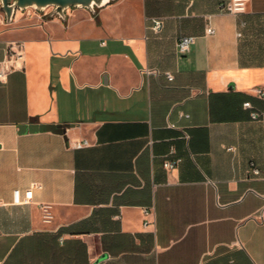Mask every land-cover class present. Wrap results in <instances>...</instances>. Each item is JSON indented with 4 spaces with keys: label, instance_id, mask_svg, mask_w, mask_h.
<instances>
[{
    "label": "crops",
    "instance_id": "0c3cea01",
    "mask_svg": "<svg viewBox=\"0 0 264 264\" xmlns=\"http://www.w3.org/2000/svg\"><path fill=\"white\" fill-rule=\"evenodd\" d=\"M227 1L0 20V59L23 48L0 81V264H264V0Z\"/></svg>",
    "mask_w": 264,
    "mask_h": 264
},
{
    "label": "built area",
    "instance_id": "2783aa9c",
    "mask_svg": "<svg viewBox=\"0 0 264 264\" xmlns=\"http://www.w3.org/2000/svg\"><path fill=\"white\" fill-rule=\"evenodd\" d=\"M191 1V0H189ZM249 2V0H228L223 6L222 8L230 13L233 14H238L241 12H244L247 6V3ZM0 20H4V15L2 13V11L0 10ZM150 21H151V29L155 32L158 33L160 32L161 28H162V24L163 21L161 18L158 17H150ZM214 29L211 26H206L204 28V33L205 34H211L213 33ZM238 35H240V33H237ZM194 40V36L193 35H181L177 41V50L180 53H184L189 49L190 44L193 42ZM22 53H23V48H22V43L20 41H9L6 44L5 47V56L0 59V81L5 80V78L7 77V74L12 71L13 69L18 67V62L19 60H21L22 58ZM167 79L171 80L172 76L170 73H166ZM255 94L264 99V87H257L255 89ZM243 107L245 108H252L251 104L249 101H244L242 103ZM259 115H261L260 112L256 111V110H251L250 111V116L251 118L255 119L257 118ZM85 141H75L74 142V146H80L81 144H84ZM180 160L179 157H176L172 160L169 159H165L163 161V166L166 168H171L173 167L178 161ZM252 172L254 174H258L259 171L256 168L252 169ZM32 197V189H27L24 192V195L21 197L20 194L18 193L17 190L14 191L13 193V202L15 204H22V203H27L29 202V200ZM47 205H42V209L44 211L43 214V218L45 221H47L49 219V215L47 213ZM143 215L147 216L150 214V209L148 207H143L142 209ZM149 221L145 220L143 222L144 225L148 224Z\"/></svg>",
    "mask_w": 264,
    "mask_h": 264
},
{
    "label": "water",
    "instance_id": "95a60500",
    "mask_svg": "<svg viewBox=\"0 0 264 264\" xmlns=\"http://www.w3.org/2000/svg\"><path fill=\"white\" fill-rule=\"evenodd\" d=\"M109 1L111 0H0V10L4 15L5 21L9 22L15 9L23 10L31 7L35 10H43L47 6H52V14L64 19V10L67 7H84L93 12L94 6L101 7ZM69 126V124H40L30 127L29 130H48L56 133H63L65 128ZM23 129L22 127V130Z\"/></svg>",
    "mask_w": 264,
    "mask_h": 264
},
{
    "label": "rangeland",
    "instance_id": "374dc122",
    "mask_svg": "<svg viewBox=\"0 0 264 264\" xmlns=\"http://www.w3.org/2000/svg\"><path fill=\"white\" fill-rule=\"evenodd\" d=\"M70 7H71V6H70ZM52 8H53L52 6H47V7H45L43 10H35V9L31 8V7H28V8H27V11H30L31 13H34V14H35V13H38V14L40 13L39 15L42 16V13H43V12H47V11H49V12L52 14V12H51V11H52ZM97 9H98V7H95V6H94V11H93L92 13H95Z\"/></svg>",
    "mask_w": 264,
    "mask_h": 264
}]
</instances>
